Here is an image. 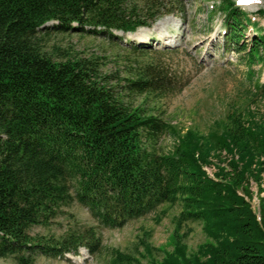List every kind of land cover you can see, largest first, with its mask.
Here are the masks:
<instances>
[{"label": "trees", "instance_id": "16d2710c", "mask_svg": "<svg viewBox=\"0 0 264 264\" xmlns=\"http://www.w3.org/2000/svg\"><path fill=\"white\" fill-rule=\"evenodd\" d=\"M163 2L0 0L1 259L30 264L33 253L62 256L82 247L103 256L101 264H141L133 254L103 249L92 229L59 239L29 234L76 201L111 228L159 205H179L174 249L151 264H264V112L234 105L205 135L186 131L165 152L158 142L172 129L159 102L180 93L187 80L161 63L115 61L108 69L98 57L48 50L50 29L88 28L113 38V32L149 27ZM224 6L227 38L239 46L248 21L229 0ZM261 51L264 35L256 33L247 68L264 62ZM253 91L264 100V81ZM211 165L216 170L209 177L204 167ZM250 181L257 185V214ZM198 221L213 242L187 255L182 239L190 229L181 231Z\"/></svg>", "mask_w": 264, "mask_h": 264}, {"label": "rangeland", "instance_id": "374dc122", "mask_svg": "<svg viewBox=\"0 0 264 264\" xmlns=\"http://www.w3.org/2000/svg\"><path fill=\"white\" fill-rule=\"evenodd\" d=\"M162 14L149 27H139L133 32H113V38L102 31L91 29L55 33L47 25L50 35L48 50L53 47L68 50L80 58L98 57L113 69L115 61L129 64L161 63L170 67L178 77L187 80L182 91L159 102L165 111L164 119L171 127L170 134L160 137L158 145L165 152L172 151L178 137L186 131L205 135L215 121L223 120L230 108L241 107L246 113L264 112V100L253 97V85L264 81V62L255 61L245 66L246 52L253 44L256 33L264 35V0H229L245 14L248 22L239 37V46L228 40L224 0H163ZM75 27V26H73ZM140 36L141 42L133 37ZM142 37V38H141ZM134 48L145 52L136 53ZM240 48V49H238ZM238 49V50H237ZM264 51L259 55L263 56ZM114 65V66H113ZM249 72L253 74L249 81ZM260 111V112H258ZM226 155H222L224 161ZM217 167L219 163L212 161ZM223 165V164H222ZM221 165V166H222ZM212 177L216 168L204 167ZM264 189V174L261 176ZM253 197L252 210L257 214V185L250 181ZM264 197V192L260 194ZM180 213L179 205H159L150 213L130 218L121 228L103 226L84 206L76 201L61 206L49 223L35 225L29 230L33 237L62 238L70 232L92 229L100 239L103 249H117L135 255L141 264L160 261L174 249L173 219ZM182 243L187 255H198L206 243H212L204 232L201 221L187 223L181 233L187 232ZM148 247V250L141 243ZM103 256H90L86 249L77 253H33L30 264H101ZM0 264H17L13 258L1 259Z\"/></svg>", "mask_w": 264, "mask_h": 264}, {"label": "bare ground", "instance_id": "6f19581e", "mask_svg": "<svg viewBox=\"0 0 264 264\" xmlns=\"http://www.w3.org/2000/svg\"><path fill=\"white\" fill-rule=\"evenodd\" d=\"M133 38H134V39H133L134 41H137V42H141V41H142L141 39L139 40L140 36L133 37ZM141 38H142V37H141Z\"/></svg>", "mask_w": 264, "mask_h": 264}]
</instances>
